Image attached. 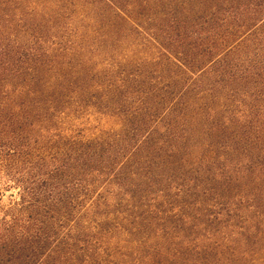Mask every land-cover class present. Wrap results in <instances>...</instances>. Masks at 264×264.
Wrapping results in <instances>:
<instances>
[{
	"label": "trees",
	"instance_id": "obj_1",
	"mask_svg": "<svg viewBox=\"0 0 264 264\" xmlns=\"http://www.w3.org/2000/svg\"><path fill=\"white\" fill-rule=\"evenodd\" d=\"M0 181V264H264V0H0Z\"/></svg>",
	"mask_w": 264,
	"mask_h": 264
},
{
	"label": "rangeland",
	"instance_id": "obj_2",
	"mask_svg": "<svg viewBox=\"0 0 264 264\" xmlns=\"http://www.w3.org/2000/svg\"><path fill=\"white\" fill-rule=\"evenodd\" d=\"M3 183H2V181H0V190H1V193H2V198H1V204H4V205H7V203L9 202V200H10V193L9 192H5L4 193V191H3Z\"/></svg>",
	"mask_w": 264,
	"mask_h": 264
}]
</instances>
